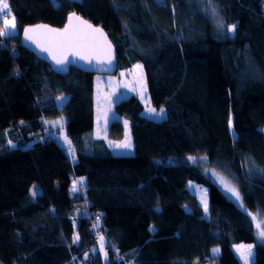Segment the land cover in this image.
<instances>
[{
    "label": "trees",
    "instance_id": "16d2710c",
    "mask_svg": "<svg viewBox=\"0 0 264 264\" xmlns=\"http://www.w3.org/2000/svg\"><path fill=\"white\" fill-rule=\"evenodd\" d=\"M7 1L18 30L0 35V264H242L239 244L264 264L252 218L203 170L228 176L264 222V0ZM72 12L106 30L118 70L142 64L167 113L143 116L136 94L114 104L130 155L95 136V74H56L20 42L25 26L61 28ZM64 118L71 158L53 133ZM108 127L123 139L119 118ZM191 181L207 188L208 217Z\"/></svg>",
    "mask_w": 264,
    "mask_h": 264
},
{
    "label": "rangeland",
    "instance_id": "374dc122",
    "mask_svg": "<svg viewBox=\"0 0 264 264\" xmlns=\"http://www.w3.org/2000/svg\"><path fill=\"white\" fill-rule=\"evenodd\" d=\"M12 16H14L13 12H11V15L9 16V20H11ZM15 23H16V27L11 32V34H5V35H13L17 32L18 27H17L16 18H15ZM137 65L142 66L141 63H135L133 65V67H131L130 69H124L122 71L118 70L116 74L95 75V84H96V91L94 94L95 95V116H97V122H96V126H95L96 127L95 128V134L100 136V137L107 139L108 144H109V148H111L112 153L114 155H125V156L130 155L133 153V148H134L133 143H132V136L130 134V127L131 126H130L129 120L126 117L123 118L119 115H116V113L113 110L114 104L116 102L124 99L125 97H127L129 95H135L136 94L138 96L141 104H143V110L141 112V114L143 116L148 117V118L155 120V121L163 120L167 117V113L165 112V109L163 107H162L164 109L163 118L153 117L150 113H148L146 111L147 106H151V107H154V106L152 105V103H150L149 92H147V82L145 81V73L143 71V67L138 68ZM141 92H143L145 99H141ZM58 101H59L58 105H59V103H62V101L60 99ZM160 109L161 108H157V111H159ZM114 118H119L122 121L123 126H125L123 139H121V140H116V139L113 140V139H110V137H108V130H109L108 126H109L110 121L113 120ZM125 122H127V126L125 125ZM64 124H65V118L63 119L62 123H56L55 124L56 129L53 130V133L56 136V138L60 141L61 146H63L65 148V150H67V154L71 158L75 154V150L72 147V140L69 138V136L67 134V129L65 128ZM231 126L232 125L230 123V125H229L230 131L232 130ZM232 135L234 136L233 132H232ZM126 136H128L130 138L131 148L126 149V148L116 147L117 144H120V143L125 141ZM65 137L67 138L68 141H71L70 146L66 142ZM70 148H71V151H70ZM193 157H195V156H193ZM181 158L172 157L170 160L173 161V160L181 159ZM195 158H197L198 163H193V161L189 160L188 158L184 159V161H186L187 163H189L191 165L192 164L203 165L204 163L207 162V159L201 160V158H204V156L195 157ZM203 170H204L205 175L208 176L213 183L215 182L217 184V186L220 187V189L222 190V192L224 193L225 196L232 199L236 204H238L240 207H242L245 210V212L251 213L249 210H247L243 206V203H241V201H237L235 199V197H233L231 195V193H229L225 190L224 185L220 182V180L212 174L213 173L212 170H209L207 168V166H205V165H203ZM214 171L216 173H218L219 176L223 177L226 181L230 182L228 176H224L222 173L218 172L217 170H214ZM231 185L233 186L232 183H231ZM188 188H189L190 192L194 193L197 196V198L199 199V203H200L202 209L204 210V217H208L210 209H209V198H208L207 188L205 186L203 187L202 185H199L195 181L189 182ZM33 190H35L37 192V194L40 192V189L38 186H33L31 188V192H30V195H32V198H34L36 196V195L34 196L32 194ZM203 190H206V195H205V192ZM202 197H204L207 200V208H208L207 212H205L204 205L201 202ZM251 214L254 215L253 213H251ZM249 216H250V218H252L251 215H249ZM253 222H254L255 228H256V223H258V222H260L261 227L264 228V222L261 220V218L257 217V220L253 221ZM256 238L259 241L261 240L258 237V229L257 228H256ZM239 245L248 246V244H239ZM239 245H234L233 251H235L236 256L241 261V263L245 264L244 260L241 258L240 252H237V246H239ZM249 245H251L252 248H251V255L248 258V264H250L254 258L253 245L252 244H249ZM214 249H217L218 251L214 253L213 252ZM241 251L246 252V248L242 249ZM211 252L213 254L217 255V253H220L219 247H214L213 249H211ZM126 264H128V263H126Z\"/></svg>",
    "mask_w": 264,
    "mask_h": 264
},
{
    "label": "snow or ice",
    "instance_id": "6c2138e0",
    "mask_svg": "<svg viewBox=\"0 0 264 264\" xmlns=\"http://www.w3.org/2000/svg\"><path fill=\"white\" fill-rule=\"evenodd\" d=\"M0 15L3 17V30H0V35L5 34H11V32L15 29L16 23H15V17L12 16L11 20H9V16L11 15V9L7 2V0H0ZM77 20H79V17H76ZM69 20H72V17H69ZM82 24L86 25V22H81ZM222 27V25H220ZM236 26L231 25L229 26V31L234 32ZM37 29H43L47 35V46L40 45L34 37L31 35L32 33H35ZM87 31L81 30V31H75L72 29L71 24L69 27L65 28L62 32L56 29L48 28L44 25H39L37 28H26L24 30L25 38L28 40H33L34 43H37L38 47H41L42 51L49 52L50 55H52L53 60L57 65H66L70 63V61L67 59L68 56H75L78 57L81 60H85L87 63L91 64L93 59H96L97 63H112V57L110 52V45H108L109 51L105 53V58H98L97 53L95 51V45L94 42L91 39V34L99 32V29H93L91 25H86ZM102 35V33H101ZM56 50V51H53ZM57 51L60 53L57 55ZM138 68H142L141 65H137ZM123 75V74H122ZM61 101H63L65 98L60 97ZM141 99H145L143 92H141ZM147 103V102H146ZM146 111L150 113L153 117H160L163 118L164 116V109L161 108L159 111H157L156 108L147 106ZM55 123H60L59 121ZM125 125L127 126V122H125ZM62 126V125H61ZM66 142L71 145V141H68L65 137ZM116 147L120 148H131V142L130 138L128 136L125 137V141L117 144ZM71 151V148H70ZM189 160H192L193 163H198L197 158L195 157H189ZM207 158H201V160H206ZM214 176H216L220 182L224 185V188L227 192L231 193L233 197L237 201H241L242 203V197L239 193V191L231 185L230 182L226 181L223 177L219 176L218 173L213 171L212 173ZM83 185V181H76L73 183L72 191H77V185ZM191 186V185H190ZM206 195V190H203ZM34 196L37 194L35 190H33L32 193ZM202 204L204 205L205 212H207V200L202 197L201 200ZM252 216V220L256 221L257 216L252 215L251 213H248ZM256 228L258 229V237L261 240H264V228L261 227V223H256ZM78 235L75 239H78ZM103 236L100 237L101 240V249H103ZM246 248L245 251H241L242 249ZM251 245L245 246V245H239L237 246V252H240L241 258L244 260L245 264H248V258L251 255ZM217 249H214L213 252H217ZM105 257H107V253H105Z\"/></svg>",
    "mask_w": 264,
    "mask_h": 264
},
{
    "label": "water",
    "instance_id": "95a60500",
    "mask_svg": "<svg viewBox=\"0 0 264 264\" xmlns=\"http://www.w3.org/2000/svg\"><path fill=\"white\" fill-rule=\"evenodd\" d=\"M69 17H72V20H69ZM76 17H79V20L76 19ZM66 23L63 27H53L47 23H36L34 25H27L24 27V29L21 31V37L20 42L28 51H30L32 54H34L38 59L44 61L46 64H49L51 70L56 74L66 75L69 72V68L71 66L76 67L77 69L82 70L86 73H93L95 75H112L116 74L118 71V50H116V47L112 40H110L107 32L105 29H103L100 25L97 26L94 23H92L90 20L85 19L82 17L78 12H72L70 13L66 18ZM81 22H86V25H91L93 29H99V32L92 33L91 39L94 42L95 45V51L97 53L98 58H105V53L109 51L108 45H110V52L112 57V63H97L96 59L92 60V63L89 64L85 60H81L78 57L75 56H68L67 59L70 61V63L66 65H57L55 61L52 58V55L49 54V52H45L41 50V47L37 46V43H34L33 40H28L25 38L24 30L26 28H37L39 25L47 26L51 29H56L59 31H63L65 28L69 27L71 24V27L75 31H87L86 25L82 24ZM102 33V35H101ZM34 39L43 46H47V35L43 29H37L35 33L31 34ZM56 51V50H53ZM60 53L57 51V55Z\"/></svg>",
    "mask_w": 264,
    "mask_h": 264
},
{
    "label": "crops",
    "instance_id": "0c3cea01",
    "mask_svg": "<svg viewBox=\"0 0 264 264\" xmlns=\"http://www.w3.org/2000/svg\"><path fill=\"white\" fill-rule=\"evenodd\" d=\"M94 84H95V79H94ZM95 91H96V84H95ZM94 94H95V92H94ZM94 116H95V114H94ZM61 120V119H60ZM96 122H97V116H95V124H94V127L96 126ZM96 128V127H95ZM96 137H99V138H103V137H100V136H98V135H95ZM108 142V141H107Z\"/></svg>",
    "mask_w": 264,
    "mask_h": 264
}]
</instances>
